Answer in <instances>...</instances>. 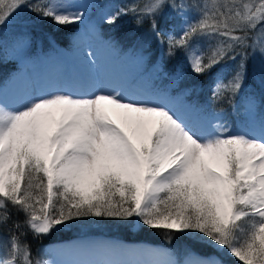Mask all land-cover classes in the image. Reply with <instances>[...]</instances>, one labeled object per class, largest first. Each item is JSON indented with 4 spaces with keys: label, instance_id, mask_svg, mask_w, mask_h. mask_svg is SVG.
I'll use <instances>...</instances> for the list:
<instances>
[{
    "label": "snow or ice",
    "instance_id": "6c2138e0",
    "mask_svg": "<svg viewBox=\"0 0 264 264\" xmlns=\"http://www.w3.org/2000/svg\"><path fill=\"white\" fill-rule=\"evenodd\" d=\"M72 7L63 0H0V28L25 10L61 26L82 21L84 13ZM168 8L198 11L178 38L167 35L168 54L189 50V66L198 75L233 61L213 99L236 107L249 50L264 55V0H143L118 8L107 22L132 12L163 43L156 17ZM201 39L208 42L207 54L196 47ZM13 210L25 219L13 221L0 240V264H52L33 255L24 227L38 238L75 220L105 217L193 234L194 241L213 244L243 264H264V118L258 131L227 123L200 129L171 108L117 90L57 91L20 106L0 100V230ZM186 264L228 262L209 255Z\"/></svg>",
    "mask_w": 264,
    "mask_h": 264
},
{
    "label": "trees",
    "instance_id": "16d2710c",
    "mask_svg": "<svg viewBox=\"0 0 264 264\" xmlns=\"http://www.w3.org/2000/svg\"><path fill=\"white\" fill-rule=\"evenodd\" d=\"M187 3H201L203 0H186ZM143 0H87L84 19L69 25H57L51 19H43L35 13L25 10L12 23L0 28V88L15 76L24 66L38 61L43 54H49L57 47L68 49L76 42V38L96 34L109 41L119 54H126V59L136 55L144 57L135 80L140 88L154 95L158 99H170L183 115L192 117H208L216 112H223L218 123H227L237 128H254L258 131L259 122L264 118V55L259 50H249L248 78L242 91L235 98L236 107L213 99V90L220 79H227L234 67V62L228 60L217 65L204 75L194 73L189 66L190 52L187 49L175 50L174 55L168 54L167 35L177 38L181 35V28L186 27L185 21L197 16L195 8L186 9L185 13H178L172 8L156 17L159 29L165 33L164 42L151 31L149 23H137L136 14L129 12L123 15L116 24H109L108 17L118 8H127ZM103 11L106 12L104 15ZM89 25V29L85 26ZM213 44L215 41L212 42ZM24 45L27 53L24 57L19 46ZM204 46L208 51V42L201 39L196 47ZM259 54H258V53ZM133 55V56H132ZM258 55V57L256 56ZM177 69L181 71L177 74ZM160 99V100H161ZM251 108V112L248 109ZM23 213L17 214L13 210L12 220L4 230H0V240L6 239L7 228L12 222L24 221ZM87 219L70 222V226L61 227L50 234L35 237L31 231L27 232L26 240L30 243L34 256H39L41 249L50 243L88 235H103L131 241H143L161 244L172 248L186 245L198 254L209 256L219 255L208 243L194 241L193 237L184 233H169L164 229L141 227L132 231L134 221L126 222L114 218H106L97 224H87ZM94 225L96 227H94ZM3 254V249L1 250ZM221 256V255H219ZM228 264H243L235 258L223 257Z\"/></svg>",
    "mask_w": 264,
    "mask_h": 264
},
{
    "label": "bare ground",
    "instance_id": "6f19581e",
    "mask_svg": "<svg viewBox=\"0 0 264 264\" xmlns=\"http://www.w3.org/2000/svg\"><path fill=\"white\" fill-rule=\"evenodd\" d=\"M98 50L81 43L79 51L69 60L62 58L58 63L56 61L48 63L30 75L17 79L2 95V101L13 106H20L35 96L57 91L89 94L98 90H117L127 98L145 100L146 97H139L137 92L133 94L139 98L134 97L126 87L122 86L124 73L119 72L121 70L104 52L105 56L101 58L102 49ZM53 248L52 252L55 253L56 260L52 261V264H72L77 261L106 259L145 262H167L174 259L171 258L169 249L163 246L127 242L103 236L64 241ZM188 260L190 259H186ZM186 261L183 264H186Z\"/></svg>",
    "mask_w": 264,
    "mask_h": 264
},
{
    "label": "rangeland",
    "instance_id": "374dc122",
    "mask_svg": "<svg viewBox=\"0 0 264 264\" xmlns=\"http://www.w3.org/2000/svg\"><path fill=\"white\" fill-rule=\"evenodd\" d=\"M63 2L66 4L74 5V7L69 9L70 11L84 12L87 0H63ZM103 13H104V15H106L105 11H103ZM86 23H88V22H85V26H86L87 31H88L89 25ZM83 35L84 34L81 33L80 37L76 38L75 44L72 45L69 49H67L65 51H61L60 49L52 50V52H50L49 54L41 55L40 59L38 61L32 63L31 65L24 66V68L21 71L19 76L17 75L14 78H12V80L10 81V83L8 85H6V87L0 89V100H2L1 99L2 95H4L6 93V91L10 88L11 84H13L17 79L30 75L32 72L38 70L40 67H43L44 65H47L48 63H54L55 61L58 63L59 60L62 58L65 60H69L70 57H72L75 53H77L79 51V47L82 43L83 45L87 44V46L90 48L95 47L96 49H99L98 51H101V49H102L101 55H100L101 58L104 55V53L110 57V59L114 62L115 66L121 70L119 72L124 73V79L122 80V86L126 87L129 90V93H131V95H133L134 97H137V98L146 97L145 100H150V101H153L155 103L162 104V105L166 106L167 108H171L178 115H180L182 118H184L186 121L191 122L192 125L196 126L197 128H200V129H207L211 124H217L218 123V118L223 114V112H218V114L214 115L211 118L196 117V119H189V118H186L183 116V114L179 110L178 106L175 105L170 99H168V98L167 99H161V98L158 99L157 97L150 94L149 92H144V91L140 92L137 89L136 83L134 82L133 79H134V76L136 75L139 67L141 66V63L143 62L144 57L141 55H138V56L132 57L131 59H126L127 58L126 55H128V53L119 54L118 49L112 43L100 38V36H98L96 34H92L90 36H83ZM18 51H20L22 53L23 57H24L25 53H27L26 47L24 45L19 46ZM128 56H130V55H128ZM256 56L258 57V55H256ZM128 60H130L129 61L130 64L128 66H125V61H128ZM136 67H137V69H136ZM133 92L139 93V97L134 95ZM86 219H87V221H86L87 224H97V222L101 223L102 221H105V218H86ZM132 220L134 221L133 227L131 229L132 231H137L141 227H143V225L135 223L136 218H132ZM94 227H96V226L94 225ZM184 234L190 235L193 237V234H189V233H184ZM95 236H102V235L93 234V235H88L85 238L95 237ZM104 237H106V236H104ZM115 239H118V238H115ZM118 240H121V239H118ZM66 241H68V240H66ZM122 241L138 242V241L125 240V239ZM61 242H64V241L62 240V241H58L55 243H50V244L45 245L41 249L39 256L42 257L44 260H47L50 262L56 260V255H55V253L52 252V249H54L53 247L55 245H58ZM143 243H145V242H143ZM155 245L163 246V247L169 249V252L171 254V258H174L172 261H176V262H178V264H183L186 261V259H193V257H194V259H196L195 257H200V258L205 257V255H201V254H198L197 252L192 251L186 245H180L179 247H175V248H172L169 246L167 247V246H164L161 244H155ZM208 245H210L213 250L218 252L219 255H221L223 257H227V258L228 257L234 258L230 255H227L226 251L223 253L220 252V250H218L215 245L209 244V243H208ZM1 250L2 249H0V254H2ZM219 255H212V256H219ZM221 256H219V257L221 258ZM235 259L238 261V258H235Z\"/></svg>",
    "mask_w": 264,
    "mask_h": 264
}]
</instances>
